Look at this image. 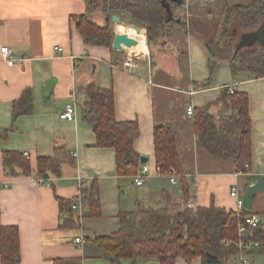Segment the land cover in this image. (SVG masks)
<instances>
[{
  "label": "crops",
  "instance_id": "crops-1",
  "mask_svg": "<svg viewBox=\"0 0 264 264\" xmlns=\"http://www.w3.org/2000/svg\"><path fill=\"white\" fill-rule=\"evenodd\" d=\"M179 1L182 6L176 14L184 19L185 28L173 25L165 43L154 47L150 57L142 27L139 34L143 38L129 48L115 50L112 46L84 44L73 16L85 12V0H0V47H8L14 59L8 65L0 53V129L12 128L6 137H0V226L18 227V264H54L55 260L61 264H110L100 256L93 237L116 231L118 215L138 213L143 209L142 201L146 204L144 209L161 207L163 191L174 198L181 197L179 186H172L168 178L156 173L153 128L157 125L176 124L180 164L189 181L190 201L196 207L213 202L216 207L235 211L230 188L235 186L243 197L246 188L264 176V77L252 78L247 72L234 76L228 63L220 60L210 84L199 86L210 76L204 48L205 40L209 39L198 36L193 26L199 22L206 24L201 10L207 0ZM238 1L241 0L212 1L219 7L217 30L223 8ZM118 17L119 23H110L114 34L122 32L121 25L138 27L130 19ZM93 20L100 25L105 22L101 12ZM58 47L62 48L60 52ZM128 55L137 58V68H123L122 62ZM88 82L112 90L116 120L137 122L140 134L134 141V149L146 157L148 167L141 185L134 184L131 176L117 175L114 150L97 146L92 128L82 121V97L78 96V90ZM229 88L248 95L249 173L237 174L233 162L213 157L198 145L193 118L186 114L190 104L193 108L207 107L217 118L231 114V109L224 108L220 101L222 92ZM24 90L31 93L32 112L13 118V102ZM68 103L75 106L73 120L59 117ZM3 151L27 153L30 174L6 175L1 159ZM41 156L59 159L61 173L39 176L37 158ZM40 179L49 185L40 184ZM93 181L97 182L102 213L97 218L85 216L87 206L81 200V188ZM58 198L79 202V208L72 209L79 219L78 227H59ZM248 210L260 216L264 213V190L252 195ZM75 237H82L83 242L76 244ZM133 263L159 264V261L156 258L119 261V264ZM175 264L201 262L198 257L191 262L178 257Z\"/></svg>",
  "mask_w": 264,
  "mask_h": 264
},
{
  "label": "trees",
  "instance_id": "trees-1",
  "mask_svg": "<svg viewBox=\"0 0 264 264\" xmlns=\"http://www.w3.org/2000/svg\"><path fill=\"white\" fill-rule=\"evenodd\" d=\"M85 6V12L74 15L73 20L75 29L86 45L111 48L114 37L110 26L112 15H121L145 29L150 57L153 56L154 47H161L165 43L173 25L185 28L184 19L176 14L182 4L171 0H85ZM96 9L105 18L102 25L92 18ZM263 21L264 0H241L223 8L220 27L204 43L210 76L199 86L210 84L214 67L220 60L228 63L234 76L239 72H247L252 78L264 77V47L256 43L257 48H237L240 35L256 30ZM227 90L222 92L220 101L224 108L231 109V114L217 118L207 107L193 108L194 135L197 144L210 155L233 162L236 171L249 173L251 120L248 95L244 91L233 90L229 93ZM78 96L82 97L81 119L92 128L95 144L114 150L117 175L134 177L141 166V156L134 149V141L140 134L137 122L116 120L111 89L88 82L79 88ZM31 112V93L24 90L13 102L12 115L15 118ZM11 129H0V137H6ZM153 145L158 175L168 178L170 168L174 169L181 197L176 199L163 191L161 207L141 209L138 213L121 212L116 231L92 238L100 256L110 264H119L121 258H156L159 264H175L178 257L187 262L198 257L201 264H227L239 254L237 244L242 240L258 241V252L264 255V213L261 215L262 221L250 234L238 231L239 223L249 214L246 208L236 212L216 207L213 202L208 206L197 207L193 214L186 208V203L191 198L190 186L183 174L176 147V124L155 126ZM1 159L6 175L17 177L30 174V163L24 153L3 151ZM37 173L44 178L48 173L59 175L60 160L52 156L38 157ZM57 200L59 227H78L79 219L74 217L70 208L71 200ZM81 200L87 206L85 216L97 218L102 215L96 181L81 188ZM137 215L138 219H134ZM224 240L230 243L225 244ZM19 259L18 227L0 226V264H18ZM54 264H61V261L55 260Z\"/></svg>",
  "mask_w": 264,
  "mask_h": 264
},
{
  "label": "built area",
  "instance_id": "built-area-1",
  "mask_svg": "<svg viewBox=\"0 0 264 264\" xmlns=\"http://www.w3.org/2000/svg\"><path fill=\"white\" fill-rule=\"evenodd\" d=\"M62 50V48L58 47V51L60 52ZM0 53L2 58L6 61V63L8 65H12L14 63V59L11 57L10 55V49L6 46H2L0 47ZM122 66L123 68H125L126 70H133L135 68H137L139 66V62L137 60L136 57H134V55H128L124 58L123 62H122ZM233 88H229V93L233 92ZM193 113V106L187 105L186 107V114L188 116H192ZM59 117L61 119H66V120H73L75 118V106L73 103H68L64 106L63 110L59 113ZM25 157L28 156L27 153H24ZM245 167H248L247 164H245ZM157 169L158 167L155 164V170L157 173ZM148 171V167L144 164H142L139 168V171L137 172L136 175H134L133 177V181L134 184L136 185H141L143 183L145 174ZM237 174H243V172L241 171H236ZM158 174V173H157ZM177 175L174 171V169L170 168V173L168 176L169 182L171 184H178V179H177ZM40 184H46L49 185L46 180L44 179H40L39 180ZM230 196L233 197L235 199V211L236 212H240L241 210L245 209L244 205H243V199L242 196H240L238 194V191L236 189L235 186H232L230 188V192H229ZM187 207L191 210L192 213H194L197 210V207L192 204V203H188ZM70 208L71 209H78L79 208V202H71L70 204ZM262 221V217L256 213H249L245 216L244 220L241 221L238 225V231L239 233H250L252 232V229L257 227L260 224V220ZM74 242L76 244H81L83 242V238L82 237H75L74 238ZM225 244H229L230 242L227 240H224ZM239 250H240V254H238V258L240 260V264H250L249 260L246 258L247 254L249 253L250 249L254 246L256 248L259 247V242L258 241H254V240H242L237 244Z\"/></svg>",
  "mask_w": 264,
  "mask_h": 264
},
{
  "label": "water",
  "instance_id": "water-1",
  "mask_svg": "<svg viewBox=\"0 0 264 264\" xmlns=\"http://www.w3.org/2000/svg\"><path fill=\"white\" fill-rule=\"evenodd\" d=\"M171 1L177 4L181 3L179 0H171ZM171 16L172 13L169 10V18H171ZM111 21L115 23H119V17L117 15H112ZM134 28L136 33H140L141 28L139 27H134ZM254 43H259L262 47H264V21L257 27L256 30L241 34L240 40L237 43V48L240 49L243 47H250ZM136 44L137 43L135 38L129 36L126 32H121V33L116 32L114 34L111 46L115 50H122L124 47L129 48L135 46ZM145 161H146V157L140 158L141 164H144ZM262 190H264V176H260L255 183L249 185L246 188L242 197L244 208L248 209L250 207L252 195ZM259 220L261 221V219Z\"/></svg>",
  "mask_w": 264,
  "mask_h": 264
},
{
  "label": "rangeland",
  "instance_id": "rangeland-1",
  "mask_svg": "<svg viewBox=\"0 0 264 264\" xmlns=\"http://www.w3.org/2000/svg\"><path fill=\"white\" fill-rule=\"evenodd\" d=\"M213 0H207V2L203 5L202 7V14H204L203 19L206 21V24L203 22L195 23L193 28L194 30L198 33V36H200L203 39H210L211 37L214 36L216 30H217V25H218V12H219V7H217L213 2ZM98 14H100V10L96 9L93 12V19L96 17ZM110 23H112L110 19ZM206 42V40H205ZM258 45L254 43L250 48H257ZM172 186L174 184H171ZM176 186H179L178 184H175ZM179 198V197H176ZM188 203H192L190 199L186 203V208L191 211L187 205ZM141 208H145L144 202H140ZM193 204V203H192ZM137 207V206H136ZM196 212V211H195ZM194 212V213H195ZM192 213V212H191ZM193 214V213H192ZM240 254V251H239ZM246 258L249 260L250 264H264V255L260 254L258 252V248L252 247L247 254ZM227 264H240V260L238 258V255L233 257L230 263Z\"/></svg>",
  "mask_w": 264,
  "mask_h": 264
},
{
  "label": "bare ground",
  "instance_id": "bare-ground-1",
  "mask_svg": "<svg viewBox=\"0 0 264 264\" xmlns=\"http://www.w3.org/2000/svg\"><path fill=\"white\" fill-rule=\"evenodd\" d=\"M119 29L122 31V32H128L130 35L131 34H133L136 38H138V39H135V40H139V38H143V35L142 34H139V33H136V31H135V28L134 27H130V26H126V25H121L120 27H119ZM141 32V31H140ZM143 32V31H142ZM121 33V32H120ZM127 33V34H128ZM128 34V35H129ZM129 35V36H130ZM141 44V43H140Z\"/></svg>",
  "mask_w": 264,
  "mask_h": 264
}]
</instances>
